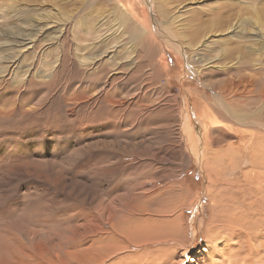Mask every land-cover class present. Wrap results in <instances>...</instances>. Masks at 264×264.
<instances>
[{
    "label": "rangeland",
    "instance_id": "374dc122",
    "mask_svg": "<svg viewBox=\"0 0 264 264\" xmlns=\"http://www.w3.org/2000/svg\"><path fill=\"white\" fill-rule=\"evenodd\" d=\"M189 1L166 11L207 48L168 46L175 25L139 0H0V264L40 256L38 243L82 264H264V0ZM113 10L129 27L151 20L143 52L114 36ZM208 60L234 66L191 74ZM250 66L252 93L225 94L240 127L214 95Z\"/></svg>",
    "mask_w": 264,
    "mask_h": 264
},
{
    "label": "bare ground",
    "instance_id": "6f19581e",
    "mask_svg": "<svg viewBox=\"0 0 264 264\" xmlns=\"http://www.w3.org/2000/svg\"><path fill=\"white\" fill-rule=\"evenodd\" d=\"M105 1L109 5V3L112 0H105ZM138 3L140 5L148 8L149 12L151 11V13H153L155 11L156 13H158L161 16V18H165V17L168 16L167 20H164L163 23H171L172 25H175L173 30L168 29L163 35V38L166 41V44L168 46L173 47L177 51H180L181 44L186 45L189 49H191V48L192 49H194V48L203 49V48H207L208 47V44H206L207 43L206 39H207V37L209 35H207V34L202 35L201 39L198 42L197 41H196V43H192L191 42V39H190L191 37H194V40L197 39L196 35L199 32L198 30H200V26H193V23H191L190 32L185 34V32L183 31L184 32L183 33L182 30L184 28L186 29V26L180 23L179 17H174L172 19L169 16V13L166 11L167 8H172L174 6L175 7L173 9L178 8L179 6L185 7L187 5H192L194 2H190L189 0H175V1L174 0L173 1L172 0H139ZM130 11H131L130 17L134 18L133 17L134 16V11L132 9H130ZM177 13L179 14L178 16H180L179 9H177ZM118 15L119 14L116 12V10L115 11L113 10V16H114L113 23L115 25L114 32H113L114 36H115V34H118V33L120 34V36H127L128 40L130 41L129 43L130 44L132 43L134 45L133 47H131V50L133 52H135V50L137 52L138 51L143 52L146 49V44L144 45V44L137 43L139 45H136L135 42H139V40H141L140 37H142L143 41L147 42V39H148L147 37L149 36V34H152V32H153V26H152L151 20H148L147 24L142 23L139 26L135 25L133 27H129V18H128V16L125 15V14H121L118 17ZM152 19H155V17L152 18ZM135 22H136V20H135ZM221 23H228L227 26L219 25V28L221 30H226L227 31L226 35L233 34L234 36H232V37H235V35H237L239 33V30H240L239 29V25L238 26L233 25L231 23L230 19H229V16H226L222 20H219V24H221ZM81 24L83 25V29H84L83 31L86 32V34H87V32L89 33L92 30L89 26H87L88 25L87 24V20H83L81 22ZM215 24H216L215 22L211 21V25L212 26H214ZM69 25H70L69 22H64V24H62V27H64L65 30L67 31V29L69 28ZM119 30H120V32H118ZM143 41L140 42V43H143ZM149 45H151V44H149ZM193 46H194V48H193ZM129 47H130V45H129ZM148 47H150V46H148ZM104 55H106V54H104ZM104 57L105 56H103L101 58H97L96 60H98V61H99V59L103 60ZM90 58L91 59H95V57H90ZM107 58H109V57H107ZM238 58H239V54H238ZM240 58H241V56H240ZM96 60H92V63L94 61L97 62ZM189 63H190L189 71L193 75L198 74V72H201L203 75L204 74L209 75V74H211L213 72H216V71H219V72L221 71V72H223V74H227L228 72L232 71V67L234 66L233 63H232L233 65H231V64H229V65L228 64H219V63H216V62L213 63V62L208 60L207 62L206 61H202L201 62L203 64L201 66V71H199V70L195 69L196 67L194 65H192V63L193 64H197L196 61L192 62V63L189 61ZM246 69H248L247 73H249V77L245 78L246 80H239V81H236V82L232 81V82L229 83L230 84L229 89H223L222 88V89H220V93L214 95L215 96V109H216V111L222 112V114L226 118L234 121V123L236 125L240 126V127H245L244 124H247L249 122L248 115L246 113H244L243 111L239 112V109H240L239 107L240 106L237 107L236 105H234L232 103H228L225 94H226L227 91L232 92L231 89H233L235 92H239L240 94L243 91L244 92H248V93H252V90H253L252 87H254V85H255V83H254L255 81H254L253 78L255 77L256 73L261 72V69L258 68V67H253L252 68L251 66L250 67H246ZM252 71L254 72V75L251 74ZM217 74H219V73H216V75ZM205 79H207V80H205V82L209 83L208 77H205ZM207 85L208 86H212V85H209V84H207ZM235 96H238L240 98L242 95L235 94ZM239 104H240V102L237 100V105H239ZM259 108H262V107H259ZM260 110L261 109L255 110L254 114L255 115H259L258 112ZM200 112H201V114L199 116L201 118H205V120L208 122V124H212V125H214V127H217V128H223V126L221 125L220 118L216 114H214L212 112V110L206 104L201 105ZM182 117L184 118V116H182ZM120 120H121V118H120ZM136 122H138V120ZM222 123H225V122L222 121ZM253 124H256V123L255 122L251 123L252 126H253ZM261 125H262V127H264L263 124H261ZM110 217H111V214H110ZM108 220L110 221V218ZM139 231H140L139 228L138 229H134L132 231V234L134 233V236H135V234H140ZM147 231H148L147 235H149L150 232H149V230H147ZM114 232H116V230H114ZM93 233H94V231H93ZM141 235H143V234H141ZM143 242H145V241L144 240L139 241V240L136 239V243H137L138 247L143 245ZM21 244H23V243H21ZM34 246H35V244L33 245V247ZM37 246H38V251L41 254L40 256H38V257H37V255L36 256H34V255H31V256L26 255L25 256V254H23L22 257H20V259H19L20 262H23V263L24 262H26V263L29 262V263L32 264V261L36 260L38 263H34L33 262L34 264H77V263L78 264H82L83 260H85V259L89 260L90 259V257L86 256L85 254H82L81 257H80L79 254H72V255L65 254L64 258L61 257L60 254H58V253H56V255L52 254L50 256L51 252L49 251V249L52 251L53 247H51V248H47L46 247V249H45V247L41 243H38ZM72 246H74V245H72ZM20 249H22L21 245L18 247V251L15 254L19 255V250ZM44 252H47V254H45ZM115 252H118V249ZM192 254L197 255V252L193 251ZM101 260H105V256L102 257ZM194 261H196V260H192V258H188V260H187L188 263L189 262H194ZM20 262L18 261V258H16L15 263L19 264ZM204 262H203V264H207L208 263V261L206 263H204ZM212 264H216V263H212Z\"/></svg>",
    "mask_w": 264,
    "mask_h": 264
}]
</instances>
